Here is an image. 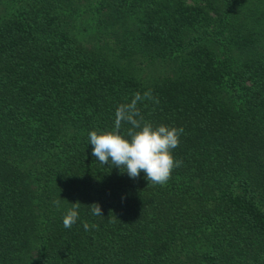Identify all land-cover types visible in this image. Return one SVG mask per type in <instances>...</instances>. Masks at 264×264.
I'll return each mask as SVG.
<instances>
[{
  "label": "trees",
  "instance_id": "16d2710c",
  "mask_svg": "<svg viewBox=\"0 0 264 264\" xmlns=\"http://www.w3.org/2000/svg\"><path fill=\"white\" fill-rule=\"evenodd\" d=\"M148 91L164 186L88 138ZM0 264H264V0H0Z\"/></svg>",
  "mask_w": 264,
  "mask_h": 264
},
{
  "label": "clouds",
  "instance_id": "9594fccd",
  "mask_svg": "<svg viewBox=\"0 0 264 264\" xmlns=\"http://www.w3.org/2000/svg\"><path fill=\"white\" fill-rule=\"evenodd\" d=\"M143 99H153L151 92H145L143 96L137 92L129 103L117 106L113 131L88 133L92 156L101 164L116 167L121 173L126 172L131 179H138L143 172L148 183L164 186L174 169L182 166L183 161L176 159L173 153L179 147L184 129L144 122L137 107ZM124 124L131 127L122 133ZM56 203L59 204V201ZM71 204L72 207L63 216V226L69 229L80 219L81 203L77 201ZM88 206L94 216H103L98 203ZM83 227L87 231L98 226L84 222Z\"/></svg>",
  "mask_w": 264,
  "mask_h": 264
}]
</instances>
